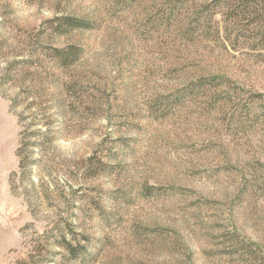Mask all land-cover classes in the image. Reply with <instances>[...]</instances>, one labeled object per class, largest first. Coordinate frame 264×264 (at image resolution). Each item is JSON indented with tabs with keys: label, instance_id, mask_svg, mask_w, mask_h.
<instances>
[{
	"label": "rangeland",
	"instance_id": "374dc122",
	"mask_svg": "<svg viewBox=\"0 0 264 264\" xmlns=\"http://www.w3.org/2000/svg\"><path fill=\"white\" fill-rule=\"evenodd\" d=\"M148 6L0 0V264H35L65 218L84 248L57 264H264V122L242 116L264 60L178 47ZM66 15L96 27L58 36ZM197 66L227 69L243 109L170 104Z\"/></svg>",
	"mask_w": 264,
	"mask_h": 264
},
{
	"label": "trees",
	"instance_id": "16d2710c",
	"mask_svg": "<svg viewBox=\"0 0 264 264\" xmlns=\"http://www.w3.org/2000/svg\"><path fill=\"white\" fill-rule=\"evenodd\" d=\"M133 2H149L147 19L151 26L158 28L156 23L163 25L168 40L177 43L178 47L195 46L206 53L215 49L224 55L245 61L244 57L253 61L264 60V0H129ZM51 29L61 36L73 30H91L96 26L89 19L78 16H55L49 20ZM80 46L69 44L65 47L54 48L52 56L58 67H67L77 62L81 56ZM243 56V57H241ZM194 75L190 76L181 90L171 94L170 104L184 102L190 96L196 102L201 101L207 111L224 107H236L235 112L243 109L238 105V84L227 75V69L211 70L209 67L197 66ZM244 98L242 116L250 127L260 120L264 122V92L253 90ZM202 98V99H201ZM201 99V100H198ZM32 135V134H29ZM27 142L21 140L18 154L22 155ZM24 157V156H23ZM26 158V157H25ZM26 160L20 158L19 167H25ZM69 236L65 234V231ZM56 232V234H54ZM50 241L38 242L35 264H57L59 259L74 260L79 257V250L85 238L78 239L71 223L65 218L56 222L47 231ZM46 237V236H45ZM52 247V248H51ZM53 248L57 249L53 250ZM49 252L50 254H47ZM33 258V256L29 255ZM26 264L25 260L18 261Z\"/></svg>",
	"mask_w": 264,
	"mask_h": 264
}]
</instances>
